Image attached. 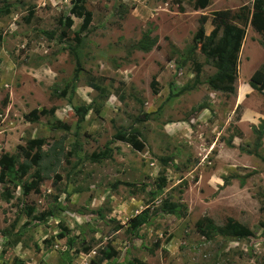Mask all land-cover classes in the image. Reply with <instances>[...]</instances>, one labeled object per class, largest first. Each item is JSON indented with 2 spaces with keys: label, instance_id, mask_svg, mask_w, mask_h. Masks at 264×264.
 Returning a JSON list of instances; mask_svg holds the SVG:
<instances>
[{
  "label": "rangeland",
  "instance_id": "374dc122",
  "mask_svg": "<svg viewBox=\"0 0 264 264\" xmlns=\"http://www.w3.org/2000/svg\"><path fill=\"white\" fill-rule=\"evenodd\" d=\"M75 3L90 13L81 45L74 35L81 18L70 12ZM250 4L209 0L194 9L192 0H0V154L20 161L18 146L40 138L49 167L37 192L22 194L19 180L0 183V264H125L132 258L264 264V130L260 146L253 145L254 130L264 127V96L248 85L264 63V44L245 23L229 95L207 87L213 68L201 54L197 84L191 62H179L200 15L207 17L208 34L212 11ZM65 17L71 25L63 24ZM145 31L156 42L142 52L134 44ZM71 47L82 69L73 83ZM90 77L107 97L88 85ZM200 103L205 107L196 109ZM80 105L87 110L77 122ZM32 109L52 113L27 121ZM133 128L139 132L134 145L112 138ZM105 146L109 155L89 159ZM159 157L170 161L162 165ZM160 170L165 183L157 190ZM32 171L21 180L29 181ZM163 199L184 204V214L161 212ZM143 208L147 220L133 234L126 221ZM202 217L216 226L231 218L251 235L204 237L195 229ZM104 251L112 255L98 262Z\"/></svg>",
  "mask_w": 264,
  "mask_h": 264
},
{
  "label": "trees",
  "instance_id": "16d2710c",
  "mask_svg": "<svg viewBox=\"0 0 264 264\" xmlns=\"http://www.w3.org/2000/svg\"><path fill=\"white\" fill-rule=\"evenodd\" d=\"M208 3L209 0H192V6L194 9H202L206 7ZM70 12L74 16L81 18L79 29L74 34L78 45H81L82 36H79V34L81 33V30H84L88 25L90 21V13L84 9L81 3L73 4ZM206 19L207 17L205 15H200L198 17V26L192 35L191 43L184 49V53L179 62L181 65L185 64L186 61L191 62L193 67L192 84H197L200 82L199 74L201 71V64L196 59V54H201L204 60L213 68V72L208 75L204 81L207 87L212 91H218L229 95L234 92L237 55L245 32L243 25L248 22L249 26L259 34L260 42L264 44V0H251L250 8L242 5L235 12L226 8L212 11L209 17V23L212 28L208 34H204L203 31V23ZM63 24L65 26L71 25V19L65 17ZM155 42L156 38L154 36H150L149 33L145 31L140 35V38L134 44V48L142 52H147L152 46H154ZM69 51L74 58V68L70 80V82L73 83V81H75L78 77V72L82 69L78 57V51L73 49V47H71ZM148 84L151 92L153 94L157 93V80L155 75L151 76ZM88 85H90L104 98L107 97V92L98 84V82H96L95 77L89 78ZM248 85L264 96V63L260 67L254 69L249 75ZM204 107L205 105L200 103L197 105L196 109ZM238 108L239 106L236 105L234 110ZM86 110L87 108L83 105L74 107L77 122H80L83 119ZM43 113L51 114L52 112L50 110L45 111L44 109L37 112L36 109H32L24 115V118L27 121H34L39 114ZM56 128L67 130V126L63 124L61 126L58 124ZM263 130L264 127L261 126L260 128L254 130L255 140L253 145L255 149L260 146V139ZM138 135L139 132L133 128L127 132L117 131L114 133L112 138L134 145L137 143L136 136ZM42 145L43 139L38 138L27 140L24 147L18 146L22 155V159L20 161L12 154H0V183L4 184L9 180H19L22 194H26L29 190L37 192L39 185L46 177V171L49 169L48 165L44 164V159L48 157V149H42ZM107 151V146H105V149L99 153L92 152L89 155V159L97 162L101 158L109 155ZM256 155L259 156L257 153ZM260 158L264 161V157ZM158 160L162 165L170 161L167 157H159ZM31 168H33L31 179L29 181L21 180V178L26 175ZM156 179V188L157 190H160L165 183V178L161 170ZM4 190H7L5 186ZM7 194L8 192L6 191V195ZM260 197L263 203L262 206H260V210L264 212V194H261ZM158 208L163 213L173 214L176 216H182L186 210L184 204L170 201L168 199L160 200ZM44 215H52V213H40V218H43ZM147 217L148 214L146 208H143L141 211L129 217L126 221L128 230L135 234L139 227L146 222ZM195 229L200 235L207 238H211L214 234H218L225 239H240L251 235L247 227L239 224L231 218H227L223 225L216 226L212 223L210 218L202 217L195 221ZM111 255V252L104 251L102 256L98 258V262L100 259L109 258ZM125 264L144 263L137 258H132L131 260L126 261Z\"/></svg>",
  "mask_w": 264,
  "mask_h": 264
}]
</instances>
